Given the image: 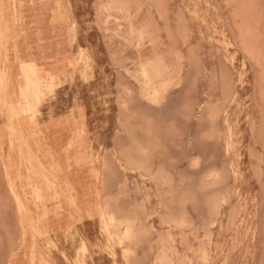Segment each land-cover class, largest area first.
Segmentation results:
<instances>
[{
  "label": "rangeland",
  "instance_id": "obj_1",
  "mask_svg": "<svg viewBox=\"0 0 264 264\" xmlns=\"http://www.w3.org/2000/svg\"><path fill=\"white\" fill-rule=\"evenodd\" d=\"M0 264H264V0H0Z\"/></svg>",
  "mask_w": 264,
  "mask_h": 264
},
{
  "label": "bare ground",
  "instance_id": "obj_2",
  "mask_svg": "<svg viewBox=\"0 0 264 264\" xmlns=\"http://www.w3.org/2000/svg\"><path fill=\"white\" fill-rule=\"evenodd\" d=\"M62 67L64 66L61 64L59 65L56 64L51 66L47 64L46 69L41 68L42 76L37 78L36 86L33 88L32 92L25 93L21 97L23 115H28L29 117L32 118V120L34 119V121L37 120L40 113L39 107L42 104L43 100L46 98V96L49 93H52L53 90L55 89L58 81L60 80L59 72L64 69ZM7 115L10 121H14L8 111H7ZM12 130H14V128H12ZM86 251H87L86 247H83L82 248L83 255L87 253Z\"/></svg>",
  "mask_w": 264,
  "mask_h": 264
}]
</instances>
